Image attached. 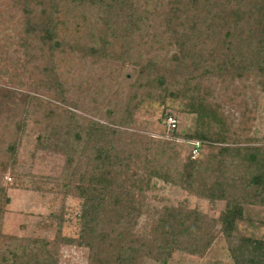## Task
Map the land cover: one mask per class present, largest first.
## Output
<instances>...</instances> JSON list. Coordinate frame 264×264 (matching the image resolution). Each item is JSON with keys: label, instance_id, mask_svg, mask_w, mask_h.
I'll return each instance as SVG.
<instances>
[{"label": "trees", "instance_id": "trees-1", "mask_svg": "<svg viewBox=\"0 0 264 264\" xmlns=\"http://www.w3.org/2000/svg\"><path fill=\"white\" fill-rule=\"evenodd\" d=\"M9 7L21 13L20 46L28 54L36 41L44 57L41 85L55 90L57 101L69 109L63 113L27 95L22 119L0 124V174L9 168L15 173L31 117L45 129L38 145L65 155L63 194L78 197L82 207L79 236L58 232L57 246L50 250L45 239L4 232L11 198L10 189L0 185V264H57L60 241L88 248L89 264H145L146 259L168 264L176 251L203 257L216 240L218 225L234 264H264V240L237 234L245 218L243 204L264 206V145L256 146L260 139L252 135L249 121L235 126L231 114L210 105V90L204 89L210 78L255 80L264 89V0H166L155 12L168 40V65L157 59L133 61L135 35L151 26L148 7L143 10L137 0H0V22ZM90 59L140 67L120 128H131L133 113L149 99L181 100L180 111L196 115L192 132L169 130L197 142L194 150L209 151L211 159L193 158L190 151L181 169H175L176 178L213 206L225 201L218 218L180 204L164 206L156 217L140 222L151 179H170L166 163H173V156H167L168 150L181 146L167 142L160 152L145 156L141 174L134 171L135 153L118 148L119 127L83 123L77 104L66 98V85ZM164 116L167 123L169 115Z\"/></svg>", "mask_w": 264, "mask_h": 264}, {"label": "rangeland", "instance_id": "rangeland-1", "mask_svg": "<svg viewBox=\"0 0 264 264\" xmlns=\"http://www.w3.org/2000/svg\"><path fill=\"white\" fill-rule=\"evenodd\" d=\"M137 1L143 10L148 7L151 26L135 35L132 44L133 61L144 64L150 59H157L161 64L168 65V40L167 36H162V24L155 12L166 0ZM20 17V11L11 7L2 11L0 124L8 120H21L26 97L30 94L38 96L63 113L69 109V106L57 101L55 90H49L40 83L45 76V61L38 43H31L28 54L25 47L20 46L19 31L22 24L17 23ZM33 57L36 60L32 61ZM139 71L140 67L137 65H122L109 59H90L83 69L80 68L76 74L69 76L66 98L77 104V112L82 116L83 123L95 120L118 129V123L125 116L126 103L133 92L131 85L137 80ZM205 88L210 90L207 98L210 105L226 115L231 114L235 126H239L242 121H249L252 135L262 141L255 143L256 146L264 145V89L261 85L255 80L223 83L210 78L204 83ZM181 104V100L170 97L160 98L159 101L146 100L133 113L131 128H120L118 148L135 153L134 171L141 174L145 173L141 169L145 156L149 158L160 152L167 142L181 146L168 150L167 156H173V163H166L170 179L153 177L150 188L144 192L141 223L156 217L157 210L164 206L185 204L214 218H218L225 207V201H217L213 206L207 199L190 194L176 178L175 169H181L190 151L197 147L195 145H199L197 142H188L182 136H174L164 119V115L175 114L178 120L176 132L182 135L192 132L196 115L181 112ZM248 117L250 120H247ZM44 133L41 122L28 118L25 134L18 147L15 173L9 168L6 174H0V185L10 189L8 193L11 198L3 223L4 232L19 238L45 239L50 242V250H53L57 246L55 241L58 232L66 237L79 236L82 202L73 194H63L61 180L66 157L56 149H44L42 145H38L39 137ZM192 154L196 159L210 158L207 150H194ZM241 193L240 190L235 195L240 197ZM243 207L245 218L238 222L237 234L264 240V206L243 204ZM220 228L221 225H218L214 232L216 240L203 257L176 251L168 264H234ZM89 256L90 250L86 247L58 242L57 264H89ZM145 264L157 263L146 259Z\"/></svg>", "mask_w": 264, "mask_h": 264}, {"label": "built area", "instance_id": "built-area-1", "mask_svg": "<svg viewBox=\"0 0 264 264\" xmlns=\"http://www.w3.org/2000/svg\"><path fill=\"white\" fill-rule=\"evenodd\" d=\"M167 123H168L170 129L177 128L178 120H177L175 114H171V113L169 114V116L167 118Z\"/></svg>", "mask_w": 264, "mask_h": 264}]
</instances>
